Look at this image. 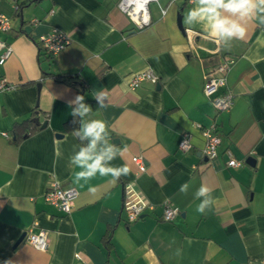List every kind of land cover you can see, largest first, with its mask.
Returning a JSON list of instances; mask_svg holds the SVG:
<instances>
[{
    "label": "crops",
    "instance_id": "crops-1",
    "mask_svg": "<svg viewBox=\"0 0 264 264\" xmlns=\"http://www.w3.org/2000/svg\"><path fill=\"white\" fill-rule=\"evenodd\" d=\"M23 1L0 0L10 20L0 39L12 48L0 78L14 86L0 90V264H264V26L250 20L246 35L225 45L184 23L188 0L150 2L142 28L117 8L120 0H37L19 13L15 4ZM53 29L70 42L52 62L41 61L37 40ZM224 56L233 62L214 96L230 93L232 105L216 111L203 74ZM41 69L76 74L83 91L42 79ZM148 69L157 83L131 90L130 76ZM100 91L103 108L93 98ZM76 95L92 107L90 118L107 123L110 142L127 148L112 163L129 174L115 183L99 175L74 183L79 169L70 157L81 142L64 124ZM29 119L36 128L26 135ZM210 126L220 138L212 160L202 152ZM184 134L191 146L181 151ZM228 153L239 167L227 165ZM133 156L144 159L145 171ZM51 182L78 190L69 213L45 201ZM186 182L187 195L180 192ZM127 184L153 206L132 222L121 210ZM201 185L215 199L205 214L194 199ZM167 205L178 209L170 222L162 219ZM41 230L46 250L26 240Z\"/></svg>",
    "mask_w": 264,
    "mask_h": 264
},
{
    "label": "clouds",
    "instance_id": "clouds-1",
    "mask_svg": "<svg viewBox=\"0 0 264 264\" xmlns=\"http://www.w3.org/2000/svg\"><path fill=\"white\" fill-rule=\"evenodd\" d=\"M191 3L193 7L187 11L184 23L189 28L200 25L207 36L225 45L243 38L250 20L264 26V0H191ZM93 98L99 108L106 106L103 91L94 92ZM70 107L72 123H79V127L73 129V134L81 142L70 157V164L74 169H79L74 171V183H88L97 175L110 176L115 183L121 176H127L130 169L126 165L112 163L118 156L122 157L127 148L121 149L110 142L107 123L102 119L90 118L93 109L85 102L83 95H76L70 101ZM189 186L188 182L182 184L180 192L187 195ZM90 191L94 192L95 188H90ZM194 199L200 201L196 211L201 214L211 210L215 203L212 190L206 185H201L195 191Z\"/></svg>",
    "mask_w": 264,
    "mask_h": 264
},
{
    "label": "built area",
    "instance_id": "built-area-1",
    "mask_svg": "<svg viewBox=\"0 0 264 264\" xmlns=\"http://www.w3.org/2000/svg\"><path fill=\"white\" fill-rule=\"evenodd\" d=\"M155 1L158 0H147V2L145 0H120L117 8L125 13L138 28H142L149 24L148 4ZM188 1L191 2V0ZM9 30V18L0 13V31L7 32ZM37 42L44 52L56 56L69 44L70 39L65 33L58 29H53L49 33L40 36ZM11 54V46L6 41L0 39V65H3ZM232 62L233 59L224 56L210 70L203 74V93L205 96L212 98V105L216 111L228 110L232 105V96L230 93L223 92L222 94L214 96L220 87L225 86L227 71ZM157 80L158 78L154 72L148 69L131 75L128 80V86L131 90H135L143 81L157 83ZM13 88L14 86L7 84L4 78H0V90H10ZM3 135L6 134L3 133ZM202 136L204 138L202 152L208 160H212L216 157V147L220 143V138L214 131L213 126L204 128L202 130ZM190 146V136L184 134L179 142V149L186 151ZM228 155L230 156V153ZM132 162L137 167L138 172L145 171V161L141 156H133ZM227 165L237 168L241 165V162L230 156ZM77 194L78 190L75 187H62L58 182H51L45 192L44 198L47 203L66 214L69 213ZM152 208L153 206L145 202L131 185L127 184L123 187L121 210L125 213L127 221L132 222L138 219L146 210ZM177 214V208L167 205L163 209L162 219L170 222ZM26 240L38 250H46L47 248V235L45 231L41 230L37 233L29 231Z\"/></svg>",
    "mask_w": 264,
    "mask_h": 264
},
{
    "label": "trees",
    "instance_id": "trees-1",
    "mask_svg": "<svg viewBox=\"0 0 264 264\" xmlns=\"http://www.w3.org/2000/svg\"><path fill=\"white\" fill-rule=\"evenodd\" d=\"M33 1H37V0H24L20 4L17 3L16 4V11H19V13H20V10L22 9V7L25 4L33 2ZM37 45L39 47V53H40V51H42V53H40L39 55L40 56L43 55V59L41 61L52 62L54 56L49 55L46 52H44L42 50L41 46L39 45V43H37ZM41 78L42 79L51 78L55 82L64 83V84H67L69 86L76 87L79 90L80 93L83 91V83L81 82V80L78 78V76L76 74H66V73L55 74V73H51L48 69L47 70L46 69H41ZM72 120H73V117L68 122H66L64 124V128H65L66 131L67 130L68 131L69 130H73V129L77 128L78 122L76 124H73ZM24 123H28L30 125L29 129L26 131V135L32 133V131L36 128L35 125L33 124V122L31 121V119H29L27 121H24L22 124L24 125ZM22 124L14 125V128H15V130L13 131L14 132V140H13V142L14 143H17L19 138H20V137L17 136L18 133H17L16 130L19 127H21ZM109 238L110 237L107 236V238L105 239V241H104L105 246H109Z\"/></svg>",
    "mask_w": 264,
    "mask_h": 264
},
{
    "label": "water",
    "instance_id": "water-1",
    "mask_svg": "<svg viewBox=\"0 0 264 264\" xmlns=\"http://www.w3.org/2000/svg\"><path fill=\"white\" fill-rule=\"evenodd\" d=\"M177 22H178V26H179V28H182V27H181V23H180V16H178V20H177ZM157 87H158V85H157ZM39 88H40V84L38 83V84H37V89H39ZM33 122H34L35 124L39 125L38 118H33ZM45 125H46V122H43V123L40 125V127H44ZM56 135H57V136H60V134H56ZM253 161H254V160H253L251 157H247L246 160H245V162L248 163V164L253 163ZM23 237H24V234H23L22 236H20V238L16 241L15 246L18 245V244L21 242V240L23 239Z\"/></svg>",
    "mask_w": 264,
    "mask_h": 264
}]
</instances>
